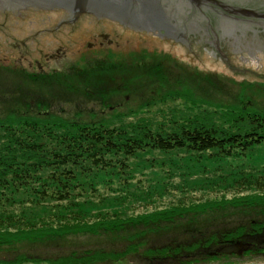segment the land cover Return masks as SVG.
Returning a JSON list of instances; mask_svg holds the SVG:
<instances>
[{
	"label": "trees",
	"instance_id": "1",
	"mask_svg": "<svg viewBox=\"0 0 264 264\" xmlns=\"http://www.w3.org/2000/svg\"><path fill=\"white\" fill-rule=\"evenodd\" d=\"M167 64L168 68H155L156 77L151 69L143 71L147 81L142 91H148L149 97L143 101L135 98L136 106L131 105L125 114L114 111L109 120L100 112L93 113L102 116L99 120L97 116L87 119L83 111L75 117L58 109L48 116L0 119V222L6 224L13 216L25 223L33 221L20 209L15 215L10 210L9 203L21 193L30 197L28 211V204L50 206L53 202V214L57 210L64 218L75 210L71 220L78 221H60L57 227L52 214L53 225H5L10 228L0 230V264H229L242 259L219 251L233 243L243 244L245 258L264 257V168L231 179L236 191L229 198L225 194L218 199L209 197L174 213L166 209L138 217L113 214L83 221L79 198L85 186L97 192V173L127 178L128 161L139 152L186 150L227 159L244 155L264 141V112L255 111L258 107L252 106L247 87L243 86V92L242 87L215 73L189 70L187 65L171 61ZM130 75L127 70L123 77ZM80 83L85 87L84 80ZM186 84L194 96L189 89L181 90ZM127 85L136 96L133 81ZM152 90L160 91L165 100L152 98ZM90 96L64 91L61 102L81 97L88 101ZM197 96L204 98V105L220 108V115L226 118L237 110L231 119L235 125L220 127L208 117L177 118L174 114L157 124L130 121L147 107L169 99H191L199 106ZM115 121L120 126L107 127L106 123ZM239 121L247 128L239 127ZM47 201L51 204H44Z\"/></svg>",
	"mask_w": 264,
	"mask_h": 264
},
{
	"label": "flooded vegetation",
	"instance_id": "2",
	"mask_svg": "<svg viewBox=\"0 0 264 264\" xmlns=\"http://www.w3.org/2000/svg\"><path fill=\"white\" fill-rule=\"evenodd\" d=\"M1 7L0 119L48 116L57 109L75 117L100 112L105 120L114 111L125 114L137 105L135 98L149 97L142 72L151 69L156 77L155 68H168L171 50L155 42L191 54L209 49L228 65L235 58L260 64L264 56V20L253 17L264 12V0H110L84 13ZM127 70L131 75L123 77ZM131 81L136 96L128 91ZM69 90L93 97L61 102ZM150 93L165 100L160 91Z\"/></svg>",
	"mask_w": 264,
	"mask_h": 264
},
{
	"label": "rangeland",
	"instance_id": "3",
	"mask_svg": "<svg viewBox=\"0 0 264 264\" xmlns=\"http://www.w3.org/2000/svg\"><path fill=\"white\" fill-rule=\"evenodd\" d=\"M147 43H150V41ZM163 44L155 42L154 47L163 48L165 51L171 50L168 52L172 54L169 59L172 63L180 62L187 65L189 70L192 69L197 72L215 73V75L221 78L224 77L233 85L237 84L242 87L243 92H246L245 88L247 87L249 94L252 95L254 105L252 103L251 105L258 107L255 111L264 112V106L261 104L264 102V71L244 74L238 70L222 66L212 57L184 52L179 47L174 48L172 43L166 42ZM184 86L181 88L182 91L189 89V94L195 95L190 85L186 84ZM197 97L198 103H200L199 106L196 102H191V99H169L166 103L159 102L155 106L147 107L136 117L131 118L133 120L130 121L157 124L160 120L167 121L165 119L174 114V117L177 118L192 115L199 118L208 117L213 125L220 127L235 125L234 122L231 124V119L237 116V110L234 111V116H231V114L226 118V116L220 115V108L204 105L202 103L205 101L204 98L202 96ZM214 99L216 100V98ZM210 100L212 101V99ZM228 103L231 104V101ZM250 109L251 111L254 110L252 107ZM93 116H97V114L86 115V118H93ZM106 124H108L107 127L111 128L120 126L117 121ZM240 126L242 129L247 128L246 125H242L241 121H239ZM128 164L131 165V169H127V178H119L117 174L103 175L97 173V178L95 177L94 180L95 187L98 189L97 192L92 193L88 189L89 186H85L86 191L79 198V208L81 209L83 221L88 219L93 222L98 217L104 219L112 217L113 214H120L125 218L132 215L138 217L141 214H152V212H161L166 209L170 213H174L183 210L185 205H196L198 200H207L209 197L218 199L223 194L227 195L228 198L232 197L236 191V183L232 182L231 179L236 176L239 177L242 172L247 176L260 173L261 169L264 168V141L251 147L244 155L227 159L209 157L208 153L201 156L186 150L164 153L149 149L139 152L138 156L128 161ZM114 172L116 173L117 170ZM121 172L123 170H120ZM124 180H126V184ZM29 199L30 197L26 194L17 195V198L9 203L10 210L14 214V211L20 209L25 212L30 220L36 222L25 223L13 216L8 218L6 224L0 222V228H2L0 230H3V228L9 230L12 226L20 228L24 225L31 226L34 224L38 227L46 226L47 223L53 225L51 218L53 215L54 221L58 222L55 223L56 225L54 224L57 227L60 226V221L72 224L78 223L77 220L72 221L73 217L70 216L77 213L75 210L70 209L73 213H67V217L64 218L60 217L57 210L53 214L54 210L50 207L53 206V202L52 204L48 201L44 203L51 204L50 206H40L36 203L28 204L31 207L28 211L26 210V203ZM80 209L77 211L79 212ZM13 219L16 222H13ZM7 224L10 226L9 228H6L5 225ZM212 264L220 263L215 262ZM229 264H264V257L242 258V260H235Z\"/></svg>",
	"mask_w": 264,
	"mask_h": 264
},
{
	"label": "water",
	"instance_id": "4",
	"mask_svg": "<svg viewBox=\"0 0 264 264\" xmlns=\"http://www.w3.org/2000/svg\"><path fill=\"white\" fill-rule=\"evenodd\" d=\"M103 3L104 5L110 4V0H0V5L5 6V7H11V8H18V9H41L43 11H47V13H50L51 11H54L55 9L58 8H66V7H73L76 12L84 13L88 12V9L91 7H96L99 5V3ZM0 6V11L2 13L0 14H5L3 7ZM21 11H18L17 9H14V13L18 14ZM90 12V11H89ZM253 17H257L259 19L264 20V12L261 14H253ZM250 19V18H249ZM173 44V43H172ZM179 47V46H178ZM180 48V47H179ZM182 49V48H180ZM184 52H186L184 49H182ZM198 52V53H197ZM197 54H202L205 55L209 58H213L216 62L221 64L222 66H225L230 69H235L238 70L242 73H253L256 71H264V56L262 57L260 64L259 62L253 63L252 61L243 63L239 61L237 58H235L232 62L231 65L226 64L225 62H221L215 54L208 50H197ZM246 248L243 247V244L240 243H233L229 246H225L220 248L221 253L226 254V255H231V254H238L241 255L243 251Z\"/></svg>",
	"mask_w": 264,
	"mask_h": 264
}]
</instances>
